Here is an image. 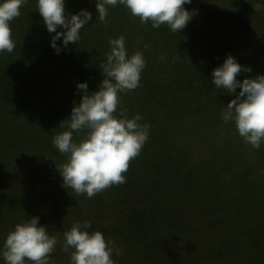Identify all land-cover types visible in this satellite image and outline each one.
I'll use <instances>...</instances> for the list:
<instances>
[{"label": "rangeland", "instance_id": "1", "mask_svg": "<svg viewBox=\"0 0 264 264\" xmlns=\"http://www.w3.org/2000/svg\"><path fill=\"white\" fill-rule=\"evenodd\" d=\"M257 4L261 5L259 10H256ZM95 5L96 0H65L66 15L83 8L92 13V19L81 29L80 40L76 44L70 43L60 54L50 46L54 33H49L43 24L37 0H27L20 15L10 22L15 47L11 53H0V110L3 111V117H0V248L16 224L39 217L38 223L46 226L49 235L58 240L50 264H70L71 249L69 252L62 250L63 234L73 223L89 220V232L100 231L106 241H113L123 252L121 256L113 254L115 264H161L160 259L173 262L175 256H178L179 264H264V151L262 154L249 151L243 158L245 150L240 153L241 143L233 134L225 143L209 137L215 132L218 120L222 119L224 106L235 98V94L211 83L212 70L230 53L238 63L252 69L250 73H240L238 80L264 75V0H192L184 7L198 10L197 15L178 33H173L166 25L153 28L151 22L141 23L123 5L110 7L106 22L101 23L97 20ZM121 35L125 37L129 55L136 51L143 53L145 68L139 87L127 92L126 96L121 94L114 115L118 116L119 108L124 104H134L132 107L136 110L131 112L130 119L139 112L146 113L145 104H157L163 115L173 112L174 115L164 118L165 122L154 125L155 120H150L156 136L166 135V139L164 144L158 145V150L149 153L156 156L157 165H170L178 153V148L173 145L176 143L187 148L186 152L190 151L194 159L188 156L191 164L181 173L196 169L198 188L190 189L185 199L176 204L179 217L164 202L163 190L158 185L159 182L166 184L168 177L160 179L152 168L156 166L155 162L144 163L141 155L129 162L123 173L124 183L112 185L92 198L61 186L58 169L66 163L67 156L55 146L50 151L46 149L47 152L41 150L36 156L31 151L25 150L27 155H19L20 152L16 162L22 172L9 171L11 168L5 164L9 147L14 150L10 144L18 142L10 122L4 119L7 114L18 117L22 105L30 106L39 101L42 106L34 107L32 112L35 119L45 111L48 116L51 110L59 124L55 131L70 130L68 118L74 102L79 103L82 96L76 88V75L84 77L89 94L96 91L104 78L100 63L110 52L109 40ZM24 42L19 46L25 50L34 45L66 59L71 70L64 68L65 72L59 71L60 74L51 78L58 70L51 74L45 61H40L36 55L20 53L18 43ZM14 91L15 96L10 94ZM236 91L238 93L240 89ZM3 101H6L5 106ZM49 108H55V111ZM214 108H218L217 111ZM196 116L198 123L192 120ZM146 121L147 118L139 123L143 125ZM86 132L85 129L83 136L80 131L73 132V140L78 142ZM262 145L264 148V143ZM208 180L214 181L213 187ZM156 181L157 185L154 184ZM200 211H203V220ZM178 220L184 226L174 235L172 224ZM202 221L208 225L220 224L224 232L217 235L216 225L205 227L206 231L213 230L207 231L211 233V241L200 248L190 240V232H197ZM147 231V238H151V242L154 238L156 250L162 251L153 253L154 258L150 261L143 258L145 245L134 242L140 233ZM171 232L173 236L168 238ZM215 234L225 240H216ZM191 235L196 237L194 232ZM177 238L187 241L189 246L173 250L174 245H178ZM143 240L148 242L146 238ZM176 250L181 251L172 253ZM0 264H4L2 258Z\"/></svg>", "mask_w": 264, "mask_h": 264}, {"label": "clouds", "instance_id": "2", "mask_svg": "<svg viewBox=\"0 0 264 264\" xmlns=\"http://www.w3.org/2000/svg\"><path fill=\"white\" fill-rule=\"evenodd\" d=\"M27 0H0V53H11L15 43L11 38L10 22L20 15ZM192 0H96L97 20L106 22L108 10L123 5L141 23L151 22L153 28L166 25L173 33L184 29L197 15L196 9H186ZM261 8L256 5V10ZM37 9L49 33L50 46L56 54L67 50L70 43L80 40L81 29L88 25L92 13L80 9L75 14L65 13V0H37ZM62 29L58 31L57 29ZM61 41L60 44L57 42ZM110 52L100 63L103 80L97 91L89 94L88 83L77 82L82 92L79 103L74 102L68 128L57 134L53 145L67 161L58 169L62 187L70 188L78 195L92 198L97 193L125 182L123 175L129 161L136 158L149 137L150 125H141L139 114L129 119L127 109L120 105L121 94L135 90L140 85L145 60L141 51L129 55L125 37L109 40ZM147 47V45H145ZM163 61L165 57L162 55ZM250 66L241 65L230 53L223 63L211 72V83L229 94H235L221 117L225 123L233 122L239 136L246 145L259 150L264 143V75L238 80L242 73H250ZM237 88L240 91L237 93ZM87 130L79 142L73 140V132ZM39 217H31L15 225L3 241L0 258L4 264H50V256L58 240L49 235L46 226L38 223ZM91 222L84 220L73 223L63 234L62 250L70 252V264H115L112 259L123 255L111 240H105L100 231L89 232Z\"/></svg>", "mask_w": 264, "mask_h": 264}, {"label": "trees", "instance_id": "3", "mask_svg": "<svg viewBox=\"0 0 264 264\" xmlns=\"http://www.w3.org/2000/svg\"><path fill=\"white\" fill-rule=\"evenodd\" d=\"M23 44H25V42L24 43H18V47L21 48L20 46L21 45L23 46ZM21 52L27 53L29 56H32V57L34 55H36L40 61H42V62L45 61L47 63V66H48V70H49V72H51V74H52V71L58 70V71H55L52 76H51V74H49L51 76V78H53L54 75H57V73H59V71H64V72H65V70L68 71L69 67H68V61L66 59L59 57V56H56V55H53L52 53H48L45 50H42V49L40 50L39 48L34 47V45L32 48H30L28 50L21 48L20 53ZM47 58H49L48 61H47ZM53 61H55L56 63H51ZM64 68H65V70H64ZM76 77H78V82H80V81L83 82V79H82V78H84L83 76L76 75ZM92 91L95 92L94 90H92ZM93 92H91V93H93ZM10 94L15 96L16 92L14 91V92H11ZM127 94L128 93L123 94V95L126 96ZM3 102H4L3 105L5 106L6 101H3ZM8 104H11V102H9ZM132 105H134V104H124L121 106L122 108L127 109V112H126L127 117H130L129 115H132L131 112L136 110L135 107H132ZM145 105L147 107L146 113L139 112V115L142 117L141 120L147 118L148 122L146 121L145 123H147L149 125H150V120L152 118L155 120L154 121V125H155L156 122L164 121V118L166 116L174 115L173 112H170V114H167V115H163L161 112L158 111L157 107H159V106H157V104H145ZM36 106H42V104H40L39 101H37V103L34 105H32V104L30 106H23L22 105L21 114L18 117H13V116H10V114H7V117L4 118L6 121L10 122V125L12 126L11 130L14 129V132L16 133V139L18 140V142L15 141V142L10 144V146L13 147L14 150H12L10 147L8 149V160H6L5 164H7L11 168V170H9V171L22 172V171H20V169H18L19 164L16 162V156L20 152L21 153L19 155H27V153H25V150H27V151L33 152L36 156V155H38L37 153H39L41 150L46 151V149H49L48 151H50L54 147L53 142H52L53 138L57 134H60V133L55 131V128L59 127V124H58V122H56L57 120L54 119V117L52 116V112L50 110V109H52L55 111V108H49L50 113L48 116H47V111H45L43 114H40V118L38 117L35 119V115L32 112L34 111V107H36ZM45 107L48 108V104H45ZM121 107L119 108V112L121 110ZM162 107H164V106L162 105ZM214 109L217 111L218 108H214ZM1 111L2 110H0V117H3L1 114ZM5 112H8L7 108H5ZM119 112H118V115H119ZM213 113H215V111H213ZM176 115L181 116L183 114H176ZM197 116L192 118V120L195 121L196 123H198L197 122ZM189 121L190 120H187L186 122H189ZM218 121H219L217 123L218 126H214V128L217 127L215 132H213L209 135L210 138L214 137L213 139H216L217 141H221V142L225 143V142H227L229 137H231V134H233L235 139L239 140L238 143H241V146H239L240 153H241V151L245 150L244 152H242V157L244 156L245 153H247L249 151L253 152V153H257V154L263 153L262 150L264 151V148H263L262 144H261L260 149L257 150V149L251 148L250 145H246L243 142V139L239 136L238 131H237L234 123H232V122L225 123L222 119L218 120ZM186 122H184V123H186ZM175 124H177V122ZM225 126H228V128H226ZM211 127H213V126H211ZM149 129H150V131H149L150 133H149L148 140L145 142L144 146L141 149V152H143V153L140 152V154H139V155H141L140 159L144 163H146V161L153 160V162H155L156 166H154L152 168H155L156 172H158V174L160 175L159 178L161 179L163 177H168V181L166 184H162L160 182L158 184L157 181L154 184L160 185L159 187H161L162 188L161 190H163L162 198H163L164 202L166 204L170 205L168 208H172L173 210H175L177 217H179V212L176 209V206H177L176 204L182 202L181 201L182 198L185 199V195L190 192V189L198 188V183H199V176L197 174L198 172L195 169V172H194V170H189L188 172H185L184 174L181 173V170L183 168H187V166L189 164H191L190 160L188 159V156L190 155L191 152L190 151L186 152V151H188L187 148L179 147L178 144H176V143L173 145L178 148V153L175 154L177 156L173 157V160H172L173 163H171L170 165L169 164L168 165H157L156 156H151L149 152H151V151L155 152L156 150H158L157 149L158 145L161 146L162 144H164V141L166 139V135L165 136H156V134L154 133V126L149 127ZM84 131L85 130L80 131L81 136H83ZM82 139L83 138L79 139V141ZM22 144H24L25 147H22ZM18 148L23 149V150L20 151ZM164 149H166V148H164ZM14 151H16V153ZM167 156H172V155H167ZM190 156H191V159L194 160L192 158V155H190ZM239 156H240V154H239ZM31 158H32V156H31ZM232 162H234V161H232ZM164 167H166V168H164ZM149 171H151V170L149 169L148 172ZM230 173H231V171H230ZM208 181L212 182L210 185H211V187H213L214 181H212V180H208ZM174 197H177L178 199H173ZM166 204H164V205H166ZM168 205H166V206H168ZM207 205L211 206L210 204H207ZM199 214L203 220V211H200ZM210 214H211V212H210ZM213 225H216L218 228L217 235H220V232H224L221 230L222 226H220V224L217 225V224H214V222H213L212 225H208L205 223V221H202V224L199 225L200 227H197L198 229H196L197 232L196 231L190 232V240L193 243L198 244L201 248V245L203 246L205 242L211 241V233L208 234L207 231H209V230L206 231L205 227L210 228ZM183 226L184 225L181 223L180 220H178V222L175 221L174 224H172V232H174L173 234L177 235L179 233L180 228H182ZM190 230H192V229H190ZM212 231H209V232H212ZM172 232H171V234L168 235V238L171 237V235L173 236ZM192 232H194V234L196 236L195 238L192 237V235H191ZM214 232H215V230H214ZM147 234H148V231L144 232V233H140L139 235L140 236L143 235V237L139 236L138 238H136V241H134V242L145 245L144 249L142 248L143 252H144L143 258L145 260L150 261L152 258H154L153 253H155V252L159 253L162 251L156 250V247L154 245L155 239L152 238V242H151V238H147ZM198 235H199V237H198ZM217 235L215 237L216 240H218L220 242H223L222 240H225L224 238L218 237ZM205 236H207V237H205ZM148 237H151V236H148ZM144 238H146V240L148 239V242L145 243L143 240ZM175 241H177L178 245L177 246L174 245L173 250L175 248L184 247L185 245L189 246L187 244V241L185 242L184 240H181L180 238L175 239ZM123 242H125V238H123ZM164 251L170 253V250H168V249H165ZM180 251L181 250H176L172 253L177 254ZM159 255H161V254H159ZM161 256H163V255H161ZM177 257L178 256H175L173 258V262H168V260H166V259L165 260L160 259V263L161 264H179ZM196 260L202 261L203 258H197ZM211 260L214 261V259H211Z\"/></svg>", "mask_w": 264, "mask_h": 264}]
</instances>
